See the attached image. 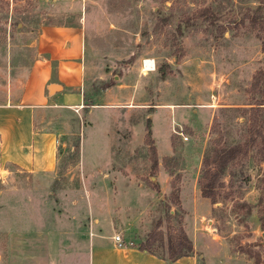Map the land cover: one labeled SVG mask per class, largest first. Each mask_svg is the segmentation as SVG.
Here are the masks:
<instances>
[{
  "label": "rangeland",
  "instance_id": "rangeland-1",
  "mask_svg": "<svg viewBox=\"0 0 264 264\" xmlns=\"http://www.w3.org/2000/svg\"><path fill=\"white\" fill-rule=\"evenodd\" d=\"M88 10L82 5L81 14ZM105 10L117 20L108 29L102 25L97 47L121 55V67L130 62V52L151 57L154 79L164 66L172 87L160 99L204 102L213 106L202 109L210 112L209 120L193 129L182 126L184 140L172 134L171 151L156 155L153 172L147 148L136 146L138 140L119 123L115 138L105 137L106 111L87 115L84 105L78 112L40 110L36 127L59 139L55 168L32 177L11 165L0 167V264H85L92 242L108 244L111 233L133 247L157 236L162 242L152 250L162 256L168 228L174 235L181 228L188 239L200 233L199 264H264L257 216L264 205V150L253 148L225 171L215 204L201 198L198 187L204 151L241 144L247 125L242 110L261 98L249 87L264 69V0H112ZM79 12L77 5L65 10L53 0H0V77L8 51L27 44L33 37L28 34L41 25L71 23ZM183 84L195 85L193 102L175 90ZM189 114L182 107L154 112L158 154L167 140L164 126ZM126 115L128 122L140 117ZM129 129L139 136L143 126Z\"/></svg>",
  "mask_w": 264,
  "mask_h": 264
},
{
  "label": "crops",
  "instance_id": "crops-1",
  "mask_svg": "<svg viewBox=\"0 0 264 264\" xmlns=\"http://www.w3.org/2000/svg\"><path fill=\"white\" fill-rule=\"evenodd\" d=\"M53 2L61 8L63 6L65 10L77 5L80 12L71 23L39 26L33 34H28L33 37L27 44L18 50L8 51L7 64L0 77V167L11 165L32 177L49 174L54 170L59 139L36 127L35 119L42 109L78 112L79 106L84 105L87 115L94 110L106 111L110 115L109 119H104L109 124L104 131L106 138H115L119 133L116 126L119 123L130 137L138 140L136 146L145 148L144 130L145 121L148 120L150 138L157 156L171 151L170 137L172 134L177 136L175 132H181L182 126L193 129L208 122L210 112L202 109H211L213 106H205L204 102L196 100L195 105H192L172 104L160 99L164 88H172L168 86V74L163 77L159 74V78L154 79L156 73L146 71L141 66L144 60L154 64V59L130 52V62L121 67L116 61L122 58L121 55L118 56L111 49L108 51L104 46L97 47L102 41V36H97L102 25H106L108 29L107 26L117 20L116 15L109 17L105 10L112 0ZM85 4H88L89 10L83 16L81 7ZM115 64L120 72H114ZM107 68L112 70L107 72ZM150 79L154 81L149 82ZM103 85L107 86L102 89ZM93 87H96L94 92ZM179 89L185 91L193 102L194 93L191 91L196 90L195 85L175 87V90ZM86 97L91 103L86 104ZM176 107L189 108L190 114L183 121H174L169 129L168 124L164 126L167 140L164 151L158 154L152 139L153 114L156 110H166L169 114ZM126 114L140 117L128 122ZM133 123L143 126L139 136L130 132L129 126ZM113 124L116 126L114 131L111 130ZM109 214L106 216H110ZM91 232L98 233L92 229ZM114 235L116 234H110L108 244L92 242L85 264H199L202 259L197 254L199 238L201 241L202 239L196 231L188 234L192 255L173 263H166L123 242V247H118L112 240Z\"/></svg>",
  "mask_w": 264,
  "mask_h": 264
},
{
  "label": "trees",
  "instance_id": "trees-1",
  "mask_svg": "<svg viewBox=\"0 0 264 264\" xmlns=\"http://www.w3.org/2000/svg\"><path fill=\"white\" fill-rule=\"evenodd\" d=\"M259 7V6H258ZM255 13H260V8H256ZM260 15V14H259ZM260 30L264 34V18H261ZM176 33L181 34L179 26L176 27ZM164 67V66H163ZM161 67L158 72L160 77L166 74L164 68ZM107 85H103L102 89ZM264 69L257 71L252 79L249 87V92L260 94V100L255 101L248 108L242 110V115L246 121L245 139L241 144L233 146L218 145L206 149L202 155L200 163V172L198 178V187L200 197L208 200L211 204L216 203L218 188L222 187L221 179L225 171L233 164L238 163L248 156V153L255 147H260L264 150ZM144 145L149 154V161L153 172L157 167L156 152L153 147L149 132V121H145ZM177 189H174L173 202L177 204L176 198ZM167 213V212H166ZM258 222L261 229H264V205L257 210ZM162 242L161 238L149 236L144 242L136 248L139 251H144L152 256H155L166 263H173L176 260L189 257L192 255V245L190 240L180 228L176 235L171 234L170 229L165 234V254L157 256L152 247L155 242Z\"/></svg>",
  "mask_w": 264,
  "mask_h": 264
},
{
  "label": "built area",
  "instance_id": "built-area-1",
  "mask_svg": "<svg viewBox=\"0 0 264 264\" xmlns=\"http://www.w3.org/2000/svg\"><path fill=\"white\" fill-rule=\"evenodd\" d=\"M145 62L147 63L148 62V65L149 66H147L148 68L147 69H145L146 71H154V64H153V62L152 61H149V60H144V61H142V68L144 69L145 68ZM83 106H79V108L78 109H81ZM175 134L178 136V137H180V138H182L183 140L185 139V137L183 136V134L180 132V131H176L175 132ZM112 240L116 243V245L118 246V247H123V243H122V241H121V239H120V237L118 236V235H114L113 237H112Z\"/></svg>",
  "mask_w": 264,
  "mask_h": 264
},
{
  "label": "water",
  "instance_id": "water-1",
  "mask_svg": "<svg viewBox=\"0 0 264 264\" xmlns=\"http://www.w3.org/2000/svg\"><path fill=\"white\" fill-rule=\"evenodd\" d=\"M260 238L261 242L259 244L264 249V231L260 233Z\"/></svg>",
  "mask_w": 264,
  "mask_h": 264
},
{
  "label": "bare ground",
  "instance_id": "bare-ground-1",
  "mask_svg": "<svg viewBox=\"0 0 264 264\" xmlns=\"http://www.w3.org/2000/svg\"><path fill=\"white\" fill-rule=\"evenodd\" d=\"M147 66H149L148 65V62L147 63L145 62V68H144V70L148 68Z\"/></svg>",
  "mask_w": 264,
  "mask_h": 264
}]
</instances>
